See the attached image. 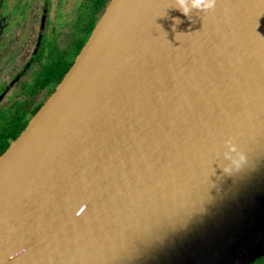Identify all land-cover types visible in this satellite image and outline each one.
<instances>
[{
	"label": "water",
	"instance_id": "95a60500",
	"mask_svg": "<svg viewBox=\"0 0 264 264\" xmlns=\"http://www.w3.org/2000/svg\"><path fill=\"white\" fill-rule=\"evenodd\" d=\"M107 0L0 155V264L264 258V0Z\"/></svg>",
	"mask_w": 264,
	"mask_h": 264
},
{
	"label": "flooded vegetation",
	"instance_id": "af4514ba",
	"mask_svg": "<svg viewBox=\"0 0 264 264\" xmlns=\"http://www.w3.org/2000/svg\"><path fill=\"white\" fill-rule=\"evenodd\" d=\"M106 2L0 0V152L54 92Z\"/></svg>",
	"mask_w": 264,
	"mask_h": 264
},
{
	"label": "clouds",
	"instance_id": "9594fccd",
	"mask_svg": "<svg viewBox=\"0 0 264 264\" xmlns=\"http://www.w3.org/2000/svg\"><path fill=\"white\" fill-rule=\"evenodd\" d=\"M179 2L183 6V0H179ZM200 4H201V0H193V6L199 7ZM214 6H215V0H206V2L204 3V7L207 9H211Z\"/></svg>",
	"mask_w": 264,
	"mask_h": 264
},
{
	"label": "trees",
	"instance_id": "16d2710c",
	"mask_svg": "<svg viewBox=\"0 0 264 264\" xmlns=\"http://www.w3.org/2000/svg\"><path fill=\"white\" fill-rule=\"evenodd\" d=\"M93 28L94 27H92L91 28V31H90V34H91V32H92V30H93ZM66 72V71H65ZM63 76V75H62ZM62 76H60V78H59V83L61 82V80H62ZM27 126V125H26ZM9 147V145L7 144L5 147H4V149L3 150H1V152H0V155H2L5 151H6V149ZM261 262H264V258H262V259H259L256 263H254V264H259V263H261Z\"/></svg>",
	"mask_w": 264,
	"mask_h": 264
},
{
	"label": "rangeland",
	"instance_id": "374dc122",
	"mask_svg": "<svg viewBox=\"0 0 264 264\" xmlns=\"http://www.w3.org/2000/svg\"><path fill=\"white\" fill-rule=\"evenodd\" d=\"M259 264H264V262H261V263H259Z\"/></svg>",
	"mask_w": 264,
	"mask_h": 264
}]
</instances>
